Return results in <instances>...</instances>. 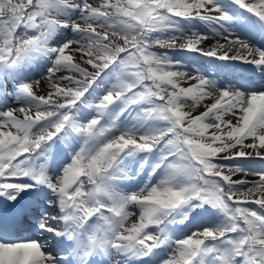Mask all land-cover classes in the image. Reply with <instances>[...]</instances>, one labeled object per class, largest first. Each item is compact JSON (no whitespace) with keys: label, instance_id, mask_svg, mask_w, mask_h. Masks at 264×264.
<instances>
[{"label":"snow or ice","instance_id":"1","mask_svg":"<svg viewBox=\"0 0 264 264\" xmlns=\"http://www.w3.org/2000/svg\"><path fill=\"white\" fill-rule=\"evenodd\" d=\"M256 159L264 0H0V264H264Z\"/></svg>","mask_w":264,"mask_h":264},{"label":"bare ground","instance_id":"2","mask_svg":"<svg viewBox=\"0 0 264 264\" xmlns=\"http://www.w3.org/2000/svg\"><path fill=\"white\" fill-rule=\"evenodd\" d=\"M237 72H239V66L238 65H236L232 69H227V75L230 77V79L229 80H224V81L225 82L226 81H239L240 82V79L238 78L239 76H238ZM241 72H243L242 69H241ZM246 73L251 74L250 72H246ZM253 166H254V164H253ZM254 167H256V166H254Z\"/></svg>","mask_w":264,"mask_h":264},{"label":"rangeland","instance_id":"3","mask_svg":"<svg viewBox=\"0 0 264 264\" xmlns=\"http://www.w3.org/2000/svg\"><path fill=\"white\" fill-rule=\"evenodd\" d=\"M161 51H163V50H161ZM256 163L261 164L260 166H264V162L260 161L259 159H257Z\"/></svg>","mask_w":264,"mask_h":264}]
</instances>
